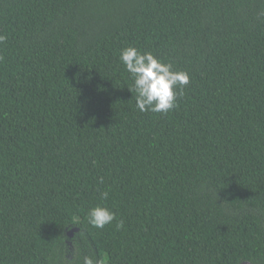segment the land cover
<instances>
[{
    "label": "trees",
    "instance_id": "trees-1",
    "mask_svg": "<svg viewBox=\"0 0 264 264\" xmlns=\"http://www.w3.org/2000/svg\"><path fill=\"white\" fill-rule=\"evenodd\" d=\"M0 33V264H264V0H0ZM128 46L189 74L174 108Z\"/></svg>",
    "mask_w": 264,
    "mask_h": 264
},
{
    "label": "clouds",
    "instance_id": "clouds-1",
    "mask_svg": "<svg viewBox=\"0 0 264 264\" xmlns=\"http://www.w3.org/2000/svg\"><path fill=\"white\" fill-rule=\"evenodd\" d=\"M7 39L0 33V44ZM3 59V57H0ZM119 59L131 75L132 85L128 88L135 93L136 107L141 112H168L176 106L177 96L184 95V86L189 83L190 76L186 71L173 70L171 63H166L156 57L152 52H142L134 46L124 48ZM107 192L101 194V199L106 200ZM116 218V213L103 204H98L88 210L85 219L94 228L103 229ZM123 226V221L116 225ZM76 264H103L93 255H83Z\"/></svg>",
    "mask_w": 264,
    "mask_h": 264
},
{
    "label": "water",
    "instance_id": "water-1",
    "mask_svg": "<svg viewBox=\"0 0 264 264\" xmlns=\"http://www.w3.org/2000/svg\"><path fill=\"white\" fill-rule=\"evenodd\" d=\"M69 235H71V234H69ZM240 264H250V263L247 262V261H245V262H242V263H240Z\"/></svg>",
    "mask_w": 264,
    "mask_h": 264
}]
</instances>
